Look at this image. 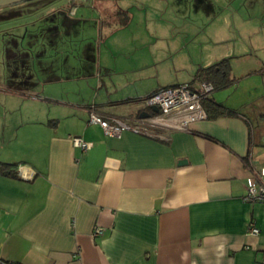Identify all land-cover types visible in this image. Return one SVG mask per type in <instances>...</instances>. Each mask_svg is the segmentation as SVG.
<instances>
[{"label":"crops","instance_id":"obj_1","mask_svg":"<svg viewBox=\"0 0 264 264\" xmlns=\"http://www.w3.org/2000/svg\"><path fill=\"white\" fill-rule=\"evenodd\" d=\"M117 1L105 0L101 12L107 23L129 25ZM261 47L255 57L241 50L223 57L235 81L210 98L238 115H208L169 138L108 136L90 110L109 123L147 117L156 113L145 103L154 90L198 87L196 71L220 60L165 83L154 56L121 68L83 56L89 61L59 72L43 57L8 55L0 164L17 175L0 173V264H264V203L243 200L249 176L264 168ZM33 59H40L35 79L26 72ZM73 135L94 146L83 152ZM251 222L258 235L248 233ZM97 226L103 234L94 236Z\"/></svg>","mask_w":264,"mask_h":264},{"label":"rangeland","instance_id":"obj_2","mask_svg":"<svg viewBox=\"0 0 264 264\" xmlns=\"http://www.w3.org/2000/svg\"><path fill=\"white\" fill-rule=\"evenodd\" d=\"M102 1L101 8L107 2ZM117 3L129 10V25L116 20L107 23L103 13L82 4L73 22L64 16H57V20L42 17L20 21L22 25L18 27L0 29V75L8 71V55L43 57L45 68L59 72L67 71L76 61L81 64L89 61L83 56L95 60L101 55L103 63L118 68L123 63L125 66L129 58L154 56L158 72L168 83L175 73L182 81L191 79L199 65L212 64L229 57L231 52L249 51L255 57L256 51L260 54L263 50L264 14H254L263 11L264 0H118ZM36 61L33 59L32 66L29 63L26 68L33 79L35 70L40 68Z\"/></svg>","mask_w":264,"mask_h":264},{"label":"built area","instance_id":"obj_3","mask_svg":"<svg viewBox=\"0 0 264 264\" xmlns=\"http://www.w3.org/2000/svg\"><path fill=\"white\" fill-rule=\"evenodd\" d=\"M96 0H72L69 9L71 15H75L81 3L91 6ZM215 91L214 85L209 81H201L198 87H193L190 83H183L174 87L160 88L145 100L150 107H157L158 112L144 118L121 119L114 118V123H109L101 115L90 110V122L99 124L108 136L117 137L125 130L147 134L150 136H161L169 138L173 130L187 129L192 122L206 119L207 111L204 101ZM72 144L83 152L94 146L92 141L84 139L82 136H70ZM245 202L264 203V168L256 173L252 172L248 179L247 191L243 196ZM248 233L258 235L260 229L253 222L249 224ZM103 234L102 227H95L94 236Z\"/></svg>","mask_w":264,"mask_h":264},{"label":"flooded vegetation","instance_id":"obj_4","mask_svg":"<svg viewBox=\"0 0 264 264\" xmlns=\"http://www.w3.org/2000/svg\"><path fill=\"white\" fill-rule=\"evenodd\" d=\"M99 2H101V0H96L94 4L89 7H93L97 11L101 12L100 6L98 5ZM71 4L72 0H27L14 6L1 8L0 29H10L14 26L22 25V22L20 21L30 19L37 20L38 18L42 17L43 19L47 20H57V16H64L65 18L70 19L72 22L74 20L76 21L77 13L74 16L69 13ZM8 22H17L18 24H10L11 26L9 25L4 28V23ZM55 25L58 26V24H54V26ZM39 60L40 59H37L36 62L39 63Z\"/></svg>","mask_w":264,"mask_h":264},{"label":"trees","instance_id":"obj_5","mask_svg":"<svg viewBox=\"0 0 264 264\" xmlns=\"http://www.w3.org/2000/svg\"><path fill=\"white\" fill-rule=\"evenodd\" d=\"M230 71V58H223L220 61L214 63L213 65L207 67H200L194 74L192 81H209L214 85L216 90L219 88L227 87L235 81L234 77H231ZM158 89L154 90L152 93H154ZM204 107L207 111V114L212 115L214 117L226 114H239V112H237L236 110L229 109L222 103H219L210 97L204 101ZM0 173L4 175H17V172L15 168H13L12 164L7 163L0 164Z\"/></svg>","mask_w":264,"mask_h":264},{"label":"water","instance_id":"obj_6","mask_svg":"<svg viewBox=\"0 0 264 264\" xmlns=\"http://www.w3.org/2000/svg\"><path fill=\"white\" fill-rule=\"evenodd\" d=\"M24 1H27V0H0V9L1 8H5V7L14 6V5H17V4L22 3ZM16 27H18V26H16ZM153 109H154L155 112H158L159 111L157 107H153ZM143 115L149 116L150 113L143 114Z\"/></svg>","mask_w":264,"mask_h":264}]
</instances>
